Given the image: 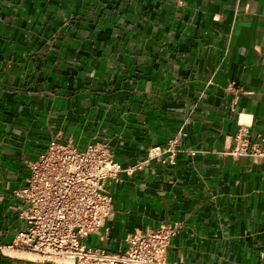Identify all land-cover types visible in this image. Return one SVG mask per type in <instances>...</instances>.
I'll use <instances>...</instances> for the list:
<instances>
[{
    "label": "crops",
    "instance_id": "obj_1",
    "mask_svg": "<svg viewBox=\"0 0 264 264\" xmlns=\"http://www.w3.org/2000/svg\"><path fill=\"white\" fill-rule=\"evenodd\" d=\"M174 139V163L149 158ZM106 142L124 167L88 246L179 225L171 264H264V0H0V242L53 141ZM248 153L235 155L238 142ZM0 264H56L5 249Z\"/></svg>",
    "mask_w": 264,
    "mask_h": 264
},
{
    "label": "built area",
    "instance_id": "obj_2",
    "mask_svg": "<svg viewBox=\"0 0 264 264\" xmlns=\"http://www.w3.org/2000/svg\"><path fill=\"white\" fill-rule=\"evenodd\" d=\"M178 140L154 147L149 158L174 163ZM233 153L247 154L248 147L238 142ZM249 153L264 157L260 145ZM147 161L124 167L106 142L91 141L81 150L70 142L53 140L45 152L28 162L27 182L13 191L23 205L20 216L26 224L9 245L0 242V253L7 248L21 250L56 264H171L165 255L179 225L161 223L154 229L137 230L128 235L123 252L86 243L89 235L101 233L113 212L110 186L120 180L122 172L139 170Z\"/></svg>",
    "mask_w": 264,
    "mask_h": 264
}]
</instances>
